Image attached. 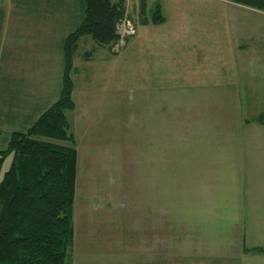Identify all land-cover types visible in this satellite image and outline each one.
Masks as SVG:
<instances>
[{
  "label": "rangeland",
  "instance_id": "obj_1",
  "mask_svg": "<svg viewBox=\"0 0 264 264\" xmlns=\"http://www.w3.org/2000/svg\"><path fill=\"white\" fill-rule=\"evenodd\" d=\"M156 1L150 0V6ZM158 1L166 17L164 23L140 24L139 0H127V18L138 29L136 34L112 49L97 44L91 37H83L75 52L77 72L73 71L72 77L76 108L66 113L78 149L73 210L76 242L70 257L73 264H85L87 259L93 264L130 262L120 261L119 257L129 255L136 247L128 235H134L139 226L128 224V216L135 213L89 211L101 206L143 205L147 125L149 122L154 135L159 126V110L168 112L165 134L168 133L169 140L167 149L160 152L167 155L173 173L177 145L182 144L178 142L180 134L171 131L176 129L172 115L179 97L193 95L194 99L208 93L228 92L222 84L233 79L231 92L240 95L243 116L253 122L264 115V11L230 0ZM38 2L33 5L25 0H0V94L18 86L19 98H27L29 107L43 105L59 93L63 42L81 19L80 0H71L76 10L72 17H67V0ZM42 4L58 11L49 10L44 15L28 13L29 8H42ZM87 53L90 58H86ZM160 94H166L168 100L160 102ZM16 125L8 123L0 130V149L6 148L9 131L22 129L24 124ZM148 153L149 157L155 156L154 149ZM11 159L6 160L2 175ZM192 184L168 180L169 204L177 203L179 185L188 196L187 201L193 200ZM196 184L198 191L206 192L202 198L222 193L226 196L219 198L227 201L229 190L236 195L241 192L245 211L241 210L239 215L243 214L248 223L252 220L250 223L264 227V173H248L247 178L237 182L213 168L208 175L200 176ZM235 214L231 213L232 219Z\"/></svg>",
  "mask_w": 264,
  "mask_h": 264
},
{
  "label": "crops",
  "instance_id": "obj_2",
  "mask_svg": "<svg viewBox=\"0 0 264 264\" xmlns=\"http://www.w3.org/2000/svg\"><path fill=\"white\" fill-rule=\"evenodd\" d=\"M27 1L26 3L33 5L36 2ZM70 1L67 0V5H72ZM69 10L72 17L74 9ZM27 11L31 15L41 13L34 6ZM44 14L45 10L42 15ZM184 27L187 25L184 24ZM227 70L231 71L229 68ZM225 81L227 83L222 85L228 92L198 95L200 98L194 99L193 95L178 98L179 103L175 104L177 110L172 115L176 119L173 122L176 129H170L180 134L177 135L178 142H182L177 145L176 173L169 169L167 155L160 152L167 149L169 140L168 133L165 134L168 132L167 122L169 125L167 110H159V116L156 115L159 126L154 135L150 132L148 122L149 133L145 149L147 153L154 149L155 156L149 157L148 153L147 158L145 152L142 206L124 207L126 211L120 207L101 206L94 208L95 211H89L102 214L135 213L128 216V224L135 223L139 226L134 235H128L136 247L129 255H121L120 261L129 260L130 264H264V227L250 223L252 220L248 223L242 218L243 214L242 217L239 215L241 210L242 213L245 211L241 192L236 195L229 190V199L226 201L219 198L225 195L222 193H210L208 198H202L206 192L195 188L200 176L208 175L213 168L221 176L231 175L237 182L247 178L248 173H264V125L258 121H248L243 116L241 97L231 92L234 80ZM58 96L59 93L50 96L46 104H51ZM162 100H168L166 94H160L159 101ZM45 108L43 106L42 110ZM149 114L150 112L147 118ZM168 180L192 181L193 200L187 201L188 196L184 195V191H181L183 188L179 185L175 197L177 203L169 204ZM180 194L184 196L181 197ZM232 212L236 213L233 219ZM72 219L74 223L73 211ZM254 248L257 249L253 250ZM102 258L104 256L100 259ZM84 263L93 264L88 259Z\"/></svg>",
  "mask_w": 264,
  "mask_h": 264
},
{
  "label": "trees",
  "instance_id": "obj_3",
  "mask_svg": "<svg viewBox=\"0 0 264 264\" xmlns=\"http://www.w3.org/2000/svg\"><path fill=\"white\" fill-rule=\"evenodd\" d=\"M149 1L139 0V23H164L159 1L152 6ZM230 1L264 11V0ZM42 5L36 7L39 15L44 10L58 11ZM80 5L81 19L62 46L63 80L58 98L49 105L29 107L27 98H19L18 86L0 94V130L8 123L24 124L22 129L9 131L7 146L0 149V264H72L78 149L66 113L76 108L74 56L83 37L112 49L121 38L119 24L128 16L127 0H80ZM69 9L67 17L72 13ZM258 121L264 123V115ZM9 158L10 165L2 175Z\"/></svg>",
  "mask_w": 264,
  "mask_h": 264
},
{
  "label": "built area",
  "instance_id": "obj_4",
  "mask_svg": "<svg viewBox=\"0 0 264 264\" xmlns=\"http://www.w3.org/2000/svg\"><path fill=\"white\" fill-rule=\"evenodd\" d=\"M118 30H119V34L121 36L120 41H119L120 43L126 42V38L135 35L137 32L134 23L128 18H125L119 24Z\"/></svg>",
  "mask_w": 264,
  "mask_h": 264
}]
</instances>
